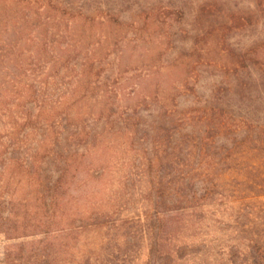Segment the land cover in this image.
Masks as SVG:
<instances>
[{
    "label": "rangeland",
    "instance_id": "rangeland-1",
    "mask_svg": "<svg viewBox=\"0 0 264 264\" xmlns=\"http://www.w3.org/2000/svg\"><path fill=\"white\" fill-rule=\"evenodd\" d=\"M238 83L251 100H240ZM12 101L33 113L42 106L44 118H63L68 129L107 131V146L91 152L89 167L61 179L65 217L91 207L108 214L123 203L133 211L139 199H153L151 128L174 107L196 118L179 120L174 140L202 127L204 108L227 125L208 133L211 156L238 151V117L250 119L264 181V0H35L26 7L0 0V108ZM126 117L139 123L131 133L119 130ZM10 120L0 116V135ZM22 154L0 150V264H108L103 227L60 232V210L52 219L44 206L59 164L41 165L37 194L14 161ZM118 218L124 222L125 213ZM144 251L142 243L140 259Z\"/></svg>",
    "mask_w": 264,
    "mask_h": 264
},
{
    "label": "trees",
    "instance_id": "trees-1",
    "mask_svg": "<svg viewBox=\"0 0 264 264\" xmlns=\"http://www.w3.org/2000/svg\"><path fill=\"white\" fill-rule=\"evenodd\" d=\"M16 1L23 7L35 2ZM244 92L250 93L238 83L240 100H251ZM252 105L250 102L245 106ZM31 109L14 101L0 108V116L11 118L1 127L7 133L0 135V150L23 153L22 161H14L27 169H24L27 179L33 181L37 194L40 193L41 165L59 164L55 170L60 173L57 186L49 202L44 204L51 211L52 219L56 209L60 210L57 219L62 223L58 231L80 232L85 227H103L109 242L103 248L104 261L108 264H135L137 261L140 264H264V181L257 169L261 160L252 147L255 127L247 117H238V134L242 136L238 139V151L234 147L225 154L211 156L205 150L210 141L208 133L213 127L221 131L227 125L204 108L199 116L202 127L192 128L174 140L173 136L179 132L177 122L190 123L196 118L190 113L175 114V107L165 110L162 114L166 117L158 121L163 123L151 128L146 164L152 182L147 190L153 199H139L133 211L123 203L108 214L91 207L89 211L80 213L79 210L78 214L65 217L68 201L57 200V192L64 184L61 179L71 169V178H74L82 166L89 167L87 157L91 152L100 145L107 146L103 139L107 131L104 128L85 131L79 125L68 129L63 118H44V107L36 106L34 113ZM118 123L119 130L130 133L131 125L134 130L139 125L129 117ZM171 140L173 144L169 146ZM14 161L7 162L13 164ZM223 164L227 166L222 168ZM138 172L144 175L145 170ZM122 213L126 215L124 222L118 218ZM126 224L135 225L138 233H129ZM142 243L145 251L140 259Z\"/></svg>",
    "mask_w": 264,
    "mask_h": 264
}]
</instances>
